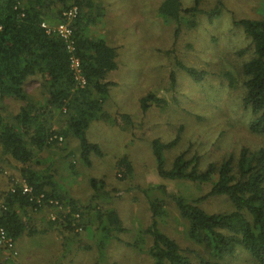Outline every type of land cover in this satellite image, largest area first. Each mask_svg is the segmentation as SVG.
I'll list each match as a JSON object with an SVG mask.
<instances>
[{
    "label": "rangeland",
    "instance_id": "374dc122",
    "mask_svg": "<svg viewBox=\"0 0 264 264\" xmlns=\"http://www.w3.org/2000/svg\"><path fill=\"white\" fill-rule=\"evenodd\" d=\"M167 1L92 0V8L84 9L85 21L91 20L88 34L118 51V69L107 77L116 84L104 103L110 120L95 121L87 131L88 140L101 147L103 156L92 155V165L87 166L79 141L69 139L36 157L34 166L54 178L68 198L67 206L23 212L31 230L38 233L16 242L17 256L3 251L9 256H0V264H152L153 240L147 229L152 223L150 202L159 199L165 201L160 229L195 261L193 252L199 247L187 239L186 222L160 187L193 201L206 196L211 184L160 178L152 142L171 143L179 135V142L165 153L166 163L186 153L201 157L204 168L238 156L245 147L264 149V136L250 132L251 116L242 105V67L251 51L246 50L250 42L243 28L236 26L242 20L264 18V0H201L196 14L180 12L178 18L166 14ZM179 1L184 10L196 7V0ZM168 7L174 10L173 5ZM219 7L221 16L210 21V13ZM179 63L195 68L202 79L192 78ZM39 83L31 79L26 90L43 103ZM150 94L164 102H151L144 111L142 99ZM20 105L7 100L4 111L15 115ZM122 158L133 166L126 180H121L118 168ZM20 179L19 166L3 156L0 146V192L18 186ZM93 180L98 182L96 189ZM71 200L85 209L66 221ZM200 206L211 214L233 210L226 197L206 199ZM110 210L118 212L125 229L113 232L111 239L102 230L105 218L103 224L98 219ZM245 259L235 263L246 264Z\"/></svg>",
    "mask_w": 264,
    "mask_h": 264
},
{
    "label": "trees",
    "instance_id": "16d2710c",
    "mask_svg": "<svg viewBox=\"0 0 264 264\" xmlns=\"http://www.w3.org/2000/svg\"><path fill=\"white\" fill-rule=\"evenodd\" d=\"M196 7L184 10L179 0H169L165 5L168 16L178 18L180 12L196 14ZM174 7L170 10L168 6ZM77 6L80 15L73 22L77 56L81 60L87 85L80 88L70 68L66 44L57 34L48 33L44 23L61 21L62 15ZM92 0H0V146L2 154L19 166L21 178L32 188V194L25 195L18 188L0 192V227L15 243L23 236L37 234L24 220L23 212L40 211L49 200L66 205L68 198L59 190L51 175L39 171L36 157L45 150L59 148L63 140L79 141L81 158L87 166L92 165V155L103 156L98 144L91 143L87 131L98 120L109 121L104 112L111 87L116 84L107 81L108 75L118 69V51L104 39L88 34L91 20H86L85 8H92ZM221 7L210 13V21L220 17ZM195 22L192 27H195ZM250 42L251 55L242 67V105L249 112L251 133L264 136V18L236 22ZM243 53H246L244 51ZM192 78L200 81L203 74L195 68L178 64ZM176 75H172L176 85ZM38 79L43 103H38L27 93L26 86L31 79ZM234 87L233 84H230ZM7 100L20 102L17 114L9 116L4 111ZM164 102L155 95L142 99V108L147 111L149 103ZM127 118V116H124ZM56 124H62L60 126ZM182 129L180 130V132ZM178 137L171 143L160 139L152 142L157 172L167 181H183L195 184H211L209 193L189 201L184 196L167 194L177 207L180 217L187 224V239L199 250L193 252L195 261L179 243L160 229V219L165 214L164 200H152L150 208L152 223L147 234L152 238L149 255L152 264H264V149L242 148L238 156H229L220 163H210L205 168L199 156L180 154L168 165L166 151L175 147ZM122 172L121 180L133 173L128 159L118 162ZM98 182L92 181L96 189ZM44 196V206L37 199ZM212 197H226L233 206L229 213L211 214L200 203ZM48 206V205H47ZM71 213L79 217L85 208L71 200ZM107 222L109 239L113 232L125 231L122 220L115 210L99 216ZM70 223V222H69ZM71 225V224H70ZM5 251L0 249V253ZM202 253H201V252Z\"/></svg>",
    "mask_w": 264,
    "mask_h": 264
},
{
    "label": "built area",
    "instance_id": "2783aa9c",
    "mask_svg": "<svg viewBox=\"0 0 264 264\" xmlns=\"http://www.w3.org/2000/svg\"><path fill=\"white\" fill-rule=\"evenodd\" d=\"M80 15V9L77 6L70 8L65 11L62 15L61 21L55 26H51L48 23H44L42 26L47 30L48 33L57 34L60 39L66 44V49L69 55L70 68L74 74L75 81L80 88H84L87 85V80L84 76L81 60L78 58L76 42L74 37L73 22L77 20ZM18 186H13L11 188L12 192H15L18 188L25 195L32 194V188L28 186L25 180L22 178L17 182ZM44 196L37 199L39 206H44ZM48 206H60V203L55 200H49L47 202ZM46 205V206H47ZM2 206V204H0ZM4 208V206H2ZM0 249H4L7 252L12 253L17 256L16 243L10 238L3 227H0Z\"/></svg>",
    "mask_w": 264,
    "mask_h": 264
},
{
    "label": "crops",
    "instance_id": "0c3cea01",
    "mask_svg": "<svg viewBox=\"0 0 264 264\" xmlns=\"http://www.w3.org/2000/svg\"><path fill=\"white\" fill-rule=\"evenodd\" d=\"M39 86H40V83H39ZM27 93L29 94L28 91H27ZM0 256H6V258H8L9 255H8L7 253H3V252H1V253H0Z\"/></svg>",
    "mask_w": 264,
    "mask_h": 264
}]
</instances>
